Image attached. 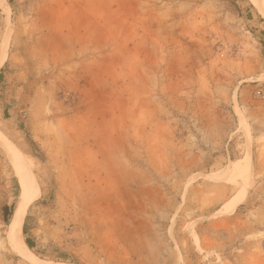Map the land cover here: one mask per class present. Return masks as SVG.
Here are the masks:
<instances>
[{
  "label": "rangeland",
  "instance_id": "obj_1",
  "mask_svg": "<svg viewBox=\"0 0 264 264\" xmlns=\"http://www.w3.org/2000/svg\"><path fill=\"white\" fill-rule=\"evenodd\" d=\"M0 55V261L24 164L42 264H264L252 0H0Z\"/></svg>",
  "mask_w": 264,
  "mask_h": 264
},
{
  "label": "bare ground",
  "instance_id": "obj_2",
  "mask_svg": "<svg viewBox=\"0 0 264 264\" xmlns=\"http://www.w3.org/2000/svg\"><path fill=\"white\" fill-rule=\"evenodd\" d=\"M252 1L257 6H259V8L264 12V0H252ZM2 55H0V68L3 65L4 57H5V56L3 57ZM9 153H12V152H9ZM13 159H14V157H13ZM16 162H18V161H16ZM245 162H246L245 160L241 161V162L237 163L234 166L233 170H234V172L237 173L238 176H240L239 174H241V171L245 168L244 167L245 166ZM20 170H21L20 173L22 175V183H23V194H22L23 197L20 200V202L18 203V205L16 207V210H15V213H14V216L12 217V221H11V223L8 226L7 237H8V241H9L10 245L13 247L14 251L17 254H19L22 258H24L27 261H30V263H34V264H40L41 263L42 264V260L31 252V250L28 248V246L26 245V243L24 242L23 237H22L21 228H22V223H23V214H24L25 208L27 206V202L29 201V199H28L29 197L27 198L26 201H25V198H26L27 193H29L28 189H30L31 187L33 189V187H34V191L33 192L35 194H33V197L37 196L38 189H37V187L35 188V182H34L32 176H31V174L29 173V170L27 168H25L24 164L22 165ZM18 171H19V169H18ZM238 172H240V173H238ZM236 173L234 175H236ZM242 195H244V194H242ZM241 199H242V196H241ZM238 201H240L239 198L234 200V202H233L234 204H232L233 205L232 208L237 204Z\"/></svg>",
  "mask_w": 264,
  "mask_h": 264
},
{
  "label": "trees",
  "instance_id": "obj_3",
  "mask_svg": "<svg viewBox=\"0 0 264 264\" xmlns=\"http://www.w3.org/2000/svg\"><path fill=\"white\" fill-rule=\"evenodd\" d=\"M0 78H1V71H0ZM23 232H24V242L27 244V246L30 248V249H32L33 248V240L31 239V238H29L28 236H26L27 234H26V230L24 229L23 230Z\"/></svg>",
  "mask_w": 264,
  "mask_h": 264
},
{
  "label": "built area",
  "instance_id": "obj_4",
  "mask_svg": "<svg viewBox=\"0 0 264 264\" xmlns=\"http://www.w3.org/2000/svg\"><path fill=\"white\" fill-rule=\"evenodd\" d=\"M0 264H18V262H14L12 259H2V261H0Z\"/></svg>",
  "mask_w": 264,
  "mask_h": 264
},
{
  "label": "crops",
  "instance_id": "obj_5",
  "mask_svg": "<svg viewBox=\"0 0 264 264\" xmlns=\"http://www.w3.org/2000/svg\"><path fill=\"white\" fill-rule=\"evenodd\" d=\"M27 245V244H26ZM29 248V247H28Z\"/></svg>",
  "mask_w": 264,
  "mask_h": 264
}]
</instances>
